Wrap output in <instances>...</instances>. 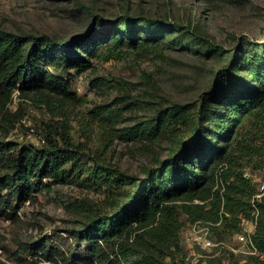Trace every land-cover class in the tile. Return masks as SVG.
I'll return each instance as SVG.
<instances>
[{"label": "trees", "instance_id": "1", "mask_svg": "<svg viewBox=\"0 0 264 264\" xmlns=\"http://www.w3.org/2000/svg\"><path fill=\"white\" fill-rule=\"evenodd\" d=\"M94 19L89 32L74 38L0 27V111L15 90L21 97L29 92L42 96L48 107L52 100L61 102L71 96L68 81L46 65L65 63L83 69L81 61L99 55L98 51H107L108 56L122 53L124 42L136 59L151 58L154 42L180 28L178 23L129 14L116 19L95 14ZM206 46L215 48L212 42ZM238 68L248 76L239 74ZM140 79L143 85L158 88L153 74L144 69ZM222 81L230 87L224 98L216 89ZM104 83L118 89L120 104L103 117H118L122 109L138 104L122 78L105 79ZM209 97L226 100L223 115L205 104ZM153 105L150 116L122 130L128 139L153 140L161 130L172 137L164 159L145 166L141 174L122 170L104 157L75 146L67 129H58L53 118L40 125L47 143H1L8 154L6 170L0 174V218L10 216L9 207L15 208L14 202L29 199L34 187L45 185L43 179L63 180L66 164L75 161L85 165L112 195L104 204L83 208V217L77 225L65 228V234H52L46 244L49 259L61 257L67 264H169L165 257L178 246L176 234L181 226L177 201L187 197L192 202L184 206L192 221L205 217V203L213 209L214 223L226 220V213L238 217L239 222L240 217L255 211L256 225L251 234L255 252L249 254L247 262L238 264H264V197L254 196L251 179L239 163L240 159L251 160L258 151L257 139L242 140L240 129L245 121L264 116V52L250 51L241 57L231 54L216 75L214 88L199 102ZM22 108L21 101L13 114ZM219 113L220 119L215 120ZM218 182L219 187L214 188Z\"/></svg>", "mask_w": 264, "mask_h": 264}, {"label": "rangeland", "instance_id": "2", "mask_svg": "<svg viewBox=\"0 0 264 264\" xmlns=\"http://www.w3.org/2000/svg\"><path fill=\"white\" fill-rule=\"evenodd\" d=\"M116 19L124 14L149 17L180 24L153 44L151 58L136 59L127 43L123 52L108 56L107 51L82 62L83 69L61 63L46 65L53 74L69 83L71 96L61 102L52 100L48 107L42 96L15 90L6 107L0 111V144L14 141L41 145L47 143L41 129L53 118L57 128L67 129L71 142L93 156L104 157L122 170L141 174L145 166L164 159L172 137L161 130L153 140L125 138L122 130L145 120L157 102L193 103L201 101L214 88V79L231 54L264 52V0H0V27L33 33H48L56 38H74L90 31L94 15ZM208 42L215 48L207 49ZM80 64V66H82ZM153 74L158 88L143 85L142 70ZM238 73L246 72L238 68ZM246 75L245 77H247ZM122 78L138 104L107 119L105 112L118 106V89L105 79ZM222 97L229 95L227 81L216 86ZM238 89V88H237ZM23 108L14 115L18 103ZM205 98V104L223 115L226 100ZM7 110V111H6ZM220 113L215 115L219 120ZM59 139V137L57 136ZM240 138L257 139L258 151L251 160L240 159V168L256 184L264 178V116L245 121ZM7 150L0 147V174L6 170ZM93 162H88L87 166ZM61 181L45 178V185L32 189V196L9 207L7 218H0V264H67L61 257L49 259L46 244L53 233L65 234V228L77 225L85 209L101 205L112 195L110 188L94 179L82 163L70 161ZM219 183L214 188L219 187ZM264 195L258 197L261 198ZM181 198L177 203L181 226L176 234L177 247L165 257L169 264H238L247 262L255 250L239 233L252 228L254 213L249 217L232 216L214 223L215 214L205 203V217L190 220L185 210L192 202ZM198 200H193L196 202ZM88 203V204H87ZM201 203V202H200ZM7 210V209H5ZM223 207L221 206L220 212ZM82 213V214H81ZM209 225L212 246L199 241L203 228ZM131 241V240H130ZM70 264H90L73 261Z\"/></svg>", "mask_w": 264, "mask_h": 264}, {"label": "built area", "instance_id": "3", "mask_svg": "<svg viewBox=\"0 0 264 264\" xmlns=\"http://www.w3.org/2000/svg\"><path fill=\"white\" fill-rule=\"evenodd\" d=\"M262 195H264V178L258 180L256 184V193L254 196L258 198ZM256 216L257 214L255 212L254 220L252 222V228H250L249 230H246V233H239V236H238L240 240L247 241L249 244H251V246H252L251 234L254 231V228L256 225ZM208 233H209V225L203 228L202 236L199 237V241L205 247L213 245V242L208 238ZM0 253H1V249H0Z\"/></svg>", "mask_w": 264, "mask_h": 264}]
</instances>
